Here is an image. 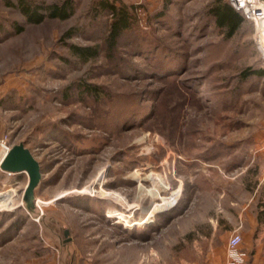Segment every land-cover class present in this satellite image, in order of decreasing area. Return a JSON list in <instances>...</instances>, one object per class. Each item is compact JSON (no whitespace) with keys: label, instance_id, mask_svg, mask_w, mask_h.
I'll return each instance as SVG.
<instances>
[{"label":"rangeland","instance_id":"374dc122","mask_svg":"<svg viewBox=\"0 0 264 264\" xmlns=\"http://www.w3.org/2000/svg\"><path fill=\"white\" fill-rule=\"evenodd\" d=\"M92 1L14 33L11 20L26 19L0 0V141L24 142L42 169L29 199L28 174L0 166V264L168 259L206 240L211 217L225 227L231 202L264 180V77L253 73L264 17L237 10L245 21L228 37L209 11L217 0H121L138 20L111 47ZM254 200L264 205V185ZM217 232L210 243L231 236Z\"/></svg>","mask_w":264,"mask_h":264},{"label":"crops","instance_id":"0c3cea01","mask_svg":"<svg viewBox=\"0 0 264 264\" xmlns=\"http://www.w3.org/2000/svg\"><path fill=\"white\" fill-rule=\"evenodd\" d=\"M16 12H20L15 9ZM21 13V12H20ZM21 16L23 14L21 13ZM24 17V16H23ZM18 21V19H15ZM3 159V158H2ZM1 163V161H0ZM264 180H260L257 184V189L251 195L245 196L242 201H232L231 203L237 205L236 211L233 215L224 217L228 224L223 227L220 223V218L217 216L211 217L209 220L210 231L205 229L199 231L197 237L206 240H193V244L182 248L181 250H171L170 258H164L162 250H145L142 256H137L136 252L130 253L133 262L129 264H227L228 261V247L227 239L220 243H210L209 238L214 237L221 228L223 236L229 237L234 232H240L243 236L241 243V250L246 253L245 264H264V205L259 204L254 198L257 196L259 186L263 184ZM263 203V202H262ZM112 262L104 264H119L120 253H113ZM138 258L141 259L138 261ZM89 260V262H88ZM93 259L88 258L84 264H92ZM62 264H78L75 255L63 258ZM101 264V263H100Z\"/></svg>","mask_w":264,"mask_h":264},{"label":"trees","instance_id":"16d2710c","mask_svg":"<svg viewBox=\"0 0 264 264\" xmlns=\"http://www.w3.org/2000/svg\"><path fill=\"white\" fill-rule=\"evenodd\" d=\"M121 0H93L90 12L94 18L102 17L103 25L108 32L107 40L111 47H114L121 36L128 30H131L138 20L137 5L128 4ZM167 3L174 0H166ZM120 2V3H119ZM6 5L17 9L25 17V21L11 20L14 27V33H18L24 30L25 24L42 23L47 18H70L76 10L73 0H62L60 3L44 4L42 2L33 0H5ZM210 13L216 18L218 26L226 30L228 37H233L238 33L241 25L245 21L244 15L239 11H236L233 6L225 0H217L209 9ZM161 14H157L161 16ZM5 24L0 26V30H4ZM72 29L66 31L65 37H71L74 35ZM76 52L83 58H90L98 52L97 46H80L71 45ZM251 69H247L245 72L246 77L249 76ZM255 74L264 77V68L253 70ZM250 72V73H249ZM93 89L94 86H88ZM88 91V90H87Z\"/></svg>","mask_w":264,"mask_h":264},{"label":"water","instance_id":"95a60500","mask_svg":"<svg viewBox=\"0 0 264 264\" xmlns=\"http://www.w3.org/2000/svg\"><path fill=\"white\" fill-rule=\"evenodd\" d=\"M1 168L4 171L21 173L26 170L29 174V183L24 190V194L29 199L34 198L35 189L41 182L42 169L38 159H36L32 150L24 142L14 144L1 160Z\"/></svg>","mask_w":264,"mask_h":264},{"label":"built area","instance_id":"2783aa9c","mask_svg":"<svg viewBox=\"0 0 264 264\" xmlns=\"http://www.w3.org/2000/svg\"><path fill=\"white\" fill-rule=\"evenodd\" d=\"M228 2L237 11H241L249 19L258 21V17H264V8L261 0H228ZM2 151L6 154L12 145L8 144V141L2 139L0 141ZM10 173V172H9ZM243 242V236L240 232H234L227 242L228 247V263L227 264H245L246 253L241 250V243Z\"/></svg>","mask_w":264,"mask_h":264},{"label":"bare ground","instance_id":"6f19581e","mask_svg":"<svg viewBox=\"0 0 264 264\" xmlns=\"http://www.w3.org/2000/svg\"><path fill=\"white\" fill-rule=\"evenodd\" d=\"M3 153H4V152H3ZM5 155H6V152H5ZM0 164H1V163H0ZM0 166H1V165H0ZM8 172H10V171H8ZM22 172H26V173L28 174V171H26V170H24V171H22ZM22 172H21V173H22ZM10 173H13V172H10ZM28 176H29V174H28ZM39 184H40V183H39ZM39 184H38V185H39ZM38 185H37V186H38ZM36 188H37V187H36ZM35 190H36V189H35Z\"/></svg>","mask_w":264,"mask_h":264}]
</instances>
